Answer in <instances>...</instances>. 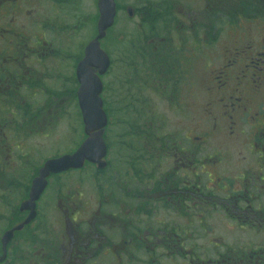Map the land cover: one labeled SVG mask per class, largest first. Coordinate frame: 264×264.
Returning a JSON list of instances; mask_svg holds the SVG:
<instances>
[{"label": "flooded vegetation", "instance_id": "flooded-vegetation-1", "mask_svg": "<svg viewBox=\"0 0 264 264\" xmlns=\"http://www.w3.org/2000/svg\"><path fill=\"white\" fill-rule=\"evenodd\" d=\"M84 1L0 0V117L46 114L52 111L47 107L51 102H77L76 66L93 38L70 45L83 28ZM90 1L97 20L98 0ZM114 3V21H136L145 30H153L150 23H156L150 34L160 37L155 45L153 41L148 47L132 42L133 46L121 47L114 55L105 49L110 64L99 76L103 101L105 76L111 73L117 85V62L143 65L157 83L152 96L161 101L165 96L160 82L169 77L172 81L186 78L194 69L196 54L202 58L199 67L203 71L198 79H191L188 97L171 95V101L184 104L178 103V109L175 104L181 119L169 139L162 125L150 126V131L141 128L145 141L130 155L129 174L114 181L117 191L108 206L98 200L95 210H86L80 219V212L90 209L86 202L58 193L62 231L51 230L41 241L39 253H35V244L31 252L35 264H100L102 251L112 253L125 245V254L111 255L114 261L135 259V247L144 248L155 264H180L176 263L179 260L186 264H264V0ZM72 21L77 25L70 29ZM125 51L137 57L129 58ZM37 100L45 104L37 108ZM25 126L28 136L38 132L32 122ZM37 171L29 179L23 199L12 207L14 216L21 217L19 223L28 215V211H20V205L28 199ZM59 175L48 177L35 204V218L24 229L44 224L39 209L46 210L50 179ZM7 187L0 181V204L10 191L4 189ZM0 209L5 206L1 204ZM219 214L222 227L232 231L226 238L235 237L240 243L211 237L209 249L198 254L194 224ZM167 215L171 220H164ZM139 219L141 226L137 227ZM110 223L112 229L126 232L123 236L120 232L119 242L108 248L111 243L101 244L100 231ZM123 223L129 225L121 229ZM132 241L137 244L131 245ZM149 245L153 247L150 252L145 249ZM10 255L7 252L6 260ZM19 257L15 252L11 260H21Z\"/></svg>", "mask_w": 264, "mask_h": 264}, {"label": "rangeland", "instance_id": "rangeland-1", "mask_svg": "<svg viewBox=\"0 0 264 264\" xmlns=\"http://www.w3.org/2000/svg\"><path fill=\"white\" fill-rule=\"evenodd\" d=\"M81 8L85 20L82 22L83 28L70 41H73L70 45L74 47L77 45L79 39H83L86 43L95 34L96 18L93 16L95 15L93 3L90 0H85ZM69 25L70 29H72L74 25H77V22H69ZM150 25L154 27L153 30H145L147 27L136 21L128 22L117 19L113 29L108 33V37L101 43L102 48L114 55V52H118L122 46H125V48L133 46L132 42L135 44L138 41L139 43H136V45L148 47L151 44L149 41H153L155 45L156 42H159L160 36L155 33L154 35L150 34L156 30V23H150ZM126 55L129 58L137 57L128 53ZM201 62L202 58L196 54L192 61L194 69L191 70L189 75H186V78L182 75V80L179 77H175L176 80L172 81L169 77L160 82L163 85L162 89H164V101L152 96V91H155L154 88L157 87V83L148 77L146 70L143 69V65L136 66V69H133L122 68V63H116L117 85L113 81L114 77L111 76V73L103 79L105 87L104 107L108 110V125L105 128L103 136L108 150L107 157L105 158L107 161L106 167L99 170L94 165L86 164L80 170L52 177L50 179L49 192L45 196L48 200L45 203L46 210L39 209L40 217L43 219L44 224H32L29 228H22L19 230L20 232L16 231L18 233L15 235L14 240L8 243L11 245L8 248L6 247V255L7 252L11 253V255L8 257V260L5 257L7 262L5 264H35L37 260L31 256L32 250L35 249V244L37 245L35 253H39L41 252L39 250L41 241L49 236L51 230L57 234L62 231V214L56 203L58 193L72 196L73 201L80 199L86 202L90 209H83L80 212V219L85 216L86 210H95L98 200L102 201V205L108 206V201H110L112 194H116L117 191L115 189L116 191L114 192V181L125 178L129 174L130 155L132 151H135L139 147L140 143L145 141L140 140L141 136L135 134L131 138V123L136 118H141L136 127L137 129L143 127L147 131H150L148 129L150 126L162 125L164 126L165 137L169 139V136L179 126L181 119L180 113L175 109V104L177 109L179 108L178 103H181V106L184 104V102L175 103L171 101V95L176 94V97L179 98L189 96L191 79H198L203 71L199 67ZM69 64L71 67L73 60ZM135 78H138V80H135ZM118 80H121V82H118ZM169 85H171L170 89L167 87ZM43 104L45 102L42 100L34 102L37 108ZM47 107L49 109L51 107L52 111L46 114L38 113V115L34 116L24 113L26 115L20 117L10 115L0 117V181L3 183V186H8L4 188L5 190L8 188L10 190L8 191L9 193L7 192L4 195L5 197H1L4 200V203L1 204L5 206V209H0V240L7 227L19 224L21 217L14 216L12 207L18 205L23 199L24 192L29 188V179H31L35 171L42 166L46 159L71 153L84 140L83 127L75 102L71 100L63 103L51 102V105L47 104ZM30 122L34 123L38 132L31 133L28 136L29 128L25 125H28ZM19 123H23V125L17 126ZM142 147L143 145L140 146V148ZM122 195H124L123 191ZM106 210H114L116 212V209ZM219 215H213L210 219L202 218L201 222L197 219L194 224L196 227V249L198 254L205 253V250L209 249L208 242L211 237L222 236L228 243H240L235 237L226 238V235L232 231L225 230L222 227L223 221L221 214ZM164 220L169 221L171 218L167 215ZM82 221L83 219L78 222ZM109 221L112 222L113 219L111 218ZM123 221L124 218H122ZM136 224L137 227L138 225L141 226L140 219ZM110 225L111 223L107 225L106 229H101L100 231L101 244L103 245L105 242L111 243L107 245V247L109 246L108 248L114 245V243L119 242L121 235L123 236L124 232H126L124 228L129 224H121L120 228L122 229L123 227L124 231L112 229ZM46 228L49 231L46 232ZM219 241L217 240L216 242ZM136 244L133 241L131 243V245ZM126 247L128 246H118L112 253L102 251L99 254L100 264H155L153 263V259L147 258V251L142 250L144 248L136 250L135 247H133V251L135 250L134 254L137 255L135 259L127 258L120 262L114 261L111 255L125 254ZM152 248L149 245L145 249L150 252ZM15 252L16 256L20 255L21 260H14V258L11 260ZM103 252L108 254H103ZM180 261L176 263L186 264Z\"/></svg>", "mask_w": 264, "mask_h": 264}, {"label": "water", "instance_id": "water-1", "mask_svg": "<svg viewBox=\"0 0 264 264\" xmlns=\"http://www.w3.org/2000/svg\"><path fill=\"white\" fill-rule=\"evenodd\" d=\"M97 11L95 36L86 44L84 56L76 66V78L79 84L77 103L85 139L72 153L50 158L38 169L37 175L31 182L28 199L20 205V211H28L27 217L5 231L1 237L0 263L6 257V247L14 233L35 218L36 201L44 191L50 175L81 169L85 163L93 164L99 170L106 167L107 148L103 134L107 125V116L102 107L100 97L102 82L99 76L106 73L110 64L107 53L101 47V41L105 38L107 30L114 24V0H98Z\"/></svg>", "mask_w": 264, "mask_h": 264}, {"label": "trees", "instance_id": "trees-1", "mask_svg": "<svg viewBox=\"0 0 264 264\" xmlns=\"http://www.w3.org/2000/svg\"><path fill=\"white\" fill-rule=\"evenodd\" d=\"M122 47H125V46H122ZM121 67L122 68H125V67H127V68H133V69H136V66H132L131 64H128V63H126V64H121ZM120 67V69H122ZM134 78V77H133ZM135 80H138V78H135ZM121 81V80H120ZM106 112L108 113V110H106ZM140 119L141 118H136L134 121H133V123H131V125L130 126H132L131 128V131H130V135H131V138L133 137V135L135 134V135H139V136H141V139L140 140H145V131L143 130V129H137V124H138V122L140 121ZM138 130V131H137ZM141 134V135H140ZM131 138H130V140H131Z\"/></svg>", "mask_w": 264, "mask_h": 264}]
</instances>
